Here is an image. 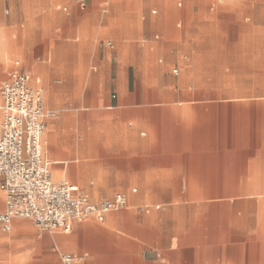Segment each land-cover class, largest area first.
Masks as SVG:
<instances>
[{
    "label": "crops",
    "instance_id": "1",
    "mask_svg": "<svg viewBox=\"0 0 264 264\" xmlns=\"http://www.w3.org/2000/svg\"><path fill=\"white\" fill-rule=\"evenodd\" d=\"M105 19L84 15L74 38L81 66L92 65L94 73L67 78V99L44 88L43 139L53 180H68L94 201L122 192L127 204L102 223L78 222L70 233L43 234L24 247L0 234V264H59L57 258L62 264L63 252L75 264H257L264 237L257 234L254 198L264 195V130L209 125L208 87L220 83L192 73L187 31L172 29L159 39L125 26L115 42L97 45L95 25ZM181 34L182 41L171 40ZM14 60L34 87L39 77L20 59L0 58L1 70ZM61 102L92 110L64 109ZM0 206L1 212V192ZM15 219L11 227L24 225Z\"/></svg>",
    "mask_w": 264,
    "mask_h": 264
},
{
    "label": "rangeland",
    "instance_id": "2",
    "mask_svg": "<svg viewBox=\"0 0 264 264\" xmlns=\"http://www.w3.org/2000/svg\"><path fill=\"white\" fill-rule=\"evenodd\" d=\"M82 1L0 0V28L8 29L17 43L8 60L20 59L30 72L38 69L31 77H39L40 81L34 82L41 86L36 84L34 88L40 90L44 103V88L52 87L54 94L67 99L63 91L67 78L86 80L94 73L92 65L81 66L82 54L74 44L83 28L82 17L94 13L106 18L95 25L96 32L99 31L97 45L106 40L115 42L113 34L125 26L129 30L153 32L159 39L172 29L187 31L193 54L192 73L208 75L210 80L220 83L208 87L209 125L222 130H264V0H185L179 9L175 0H159L162 7L152 0H84L85 8ZM64 30H72L74 36L65 38ZM183 36L171 40L180 42ZM2 38L0 34L4 62ZM205 43L207 51L202 50ZM60 105L64 109L92 110L87 103ZM261 168L264 170V166ZM254 201L257 234L264 237V195L256 196ZM16 219L24 225L20 227L13 221L10 230L0 228L6 244L24 247L49 234L29 218ZM256 254L257 264H264V246H258ZM57 261L60 264L58 258ZM33 263L37 262L30 264Z\"/></svg>",
    "mask_w": 264,
    "mask_h": 264
},
{
    "label": "built area",
    "instance_id": "3",
    "mask_svg": "<svg viewBox=\"0 0 264 264\" xmlns=\"http://www.w3.org/2000/svg\"><path fill=\"white\" fill-rule=\"evenodd\" d=\"M182 1L177 0V5L181 6ZM81 4L85 5L84 0ZM44 127L42 93L31 86L30 75L21 69L19 60H14L13 66L5 71L0 68V190L5 200L0 225L3 230H10L14 218H29L40 230L67 234L75 223L102 222L108 212L126 206L122 192L94 201L68 180H53L42 138ZM60 260L62 264H75L76 257L63 252Z\"/></svg>",
    "mask_w": 264,
    "mask_h": 264
},
{
    "label": "bare ground",
    "instance_id": "4",
    "mask_svg": "<svg viewBox=\"0 0 264 264\" xmlns=\"http://www.w3.org/2000/svg\"><path fill=\"white\" fill-rule=\"evenodd\" d=\"M0 34L2 35V37L5 39V42H6V47L4 46V44H3V38H2V50H3V61H4V63H6V62H8L7 60H8V58H9V56H11L10 55V53L11 52H13V49H14V47H16V45H17V43H16V40L12 37V36H10V34H9V31H8V29H3V28H0ZM40 67V66H39ZM35 72L37 73L38 72V69H32L31 70V73L32 74H35ZM36 82H32V85L34 86V87H36ZM38 86H41V83L40 84H37ZM40 88V87H39ZM41 89V88H40ZM42 90V89H41ZM50 91V90H49ZM50 93V92H49ZM49 93H48V95H49ZM51 95V94H50ZM47 97V96H46ZM51 97H52V95H51ZM52 99V98H51ZM48 110V109H47ZM46 109H45V107H44V115H45V117L47 116V114H48V111H47ZM51 114V113H50ZM45 128V127H44ZM56 131V130H55ZM43 134H44V130H43V133H42V138H43ZM45 135V134H44ZM46 138V137H45ZM45 138L43 139V141L45 140ZM49 142V141H48ZM45 143H46V140H45V142H44V149H45ZM46 149H47V151H49L48 150V148H47V145H46ZM53 176H54V178L55 179H62V177H61V175L59 174V173H57V172H53Z\"/></svg>",
    "mask_w": 264,
    "mask_h": 264
}]
</instances>
